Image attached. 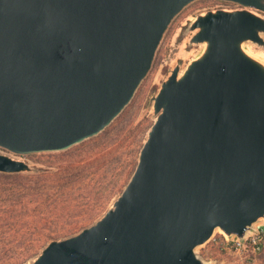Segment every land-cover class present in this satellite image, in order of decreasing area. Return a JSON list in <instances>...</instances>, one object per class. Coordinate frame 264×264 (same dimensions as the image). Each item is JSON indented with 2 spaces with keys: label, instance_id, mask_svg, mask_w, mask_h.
Instances as JSON below:
<instances>
[{
  "label": "water",
  "instance_id": "obj_1",
  "mask_svg": "<svg viewBox=\"0 0 264 264\" xmlns=\"http://www.w3.org/2000/svg\"><path fill=\"white\" fill-rule=\"evenodd\" d=\"M197 0H0V174L13 155L65 152L103 132ZM199 14L201 54L149 104L155 124L124 192L94 225L29 264H204L217 230L243 239L264 219V0Z\"/></svg>",
  "mask_w": 264,
  "mask_h": 264
},
{
  "label": "rangeland",
  "instance_id": "obj_2",
  "mask_svg": "<svg viewBox=\"0 0 264 264\" xmlns=\"http://www.w3.org/2000/svg\"><path fill=\"white\" fill-rule=\"evenodd\" d=\"M239 8L242 7L221 0H197L176 17L160 44L152 70L138 88L130 104L99 135L87 139L68 150L70 154L96 153L95 157L92 158L93 162L89 172L93 173V178L96 181L98 180L102 183V191H94L91 195H88L90 198H80L77 201L70 202V209L76 207L75 213L79 210L88 211L93 203H96L95 201L101 197V194L106 193L111 187L112 201L107 211L112 207L130 182L137 168L140 152L148 138V133L156 122L153 117V106L149 104L150 98L159 92L162 83L177 65H181L183 72L187 65L196 59L203 50L202 46L189 45L194 33H187L188 26L197 15L207 11L218 9L235 10ZM246 49L253 56L264 59V49L253 44H248ZM0 153L7 154L2 149H0ZM61 153L64 152L52 154L59 155ZM10 155L15 159L26 161L37 172L46 169L47 158L45 156ZM105 213L100 214L90 221L88 225L80 228V232L94 225ZM217 234H219V231H216ZM204 246L199 247L197 252L202 251ZM16 251L20 252L22 248L17 247ZM16 257L17 253L15 252L9 256L10 261L13 262ZM34 259H30L24 264L32 263ZM3 262H5V259L0 260V264H5Z\"/></svg>",
  "mask_w": 264,
  "mask_h": 264
},
{
  "label": "trees",
  "instance_id": "obj_3",
  "mask_svg": "<svg viewBox=\"0 0 264 264\" xmlns=\"http://www.w3.org/2000/svg\"><path fill=\"white\" fill-rule=\"evenodd\" d=\"M92 153L41 155L46 169L36 174H0V260L5 264H24L36 258L52 240H61L80 232L95 217L107 211L112 187L93 203L88 211L70 202L90 198L102 191V183L89 172ZM99 195V193H98ZM78 208V206H77ZM22 251L17 252L16 248ZM17 253L13 262L9 256ZM222 254L221 249L214 256Z\"/></svg>",
  "mask_w": 264,
  "mask_h": 264
},
{
  "label": "built area",
  "instance_id": "obj_4",
  "mask_svg": "<svg viewBox=\"0 0 264 264\" xmlns=\"http://www.w3.org/2000/svg\"><path fill=\"white\" fill-rule=\"evenodd\" d=\"M203 248L197 253L204 264H264V219L243 239L228 238L219 231ZM217 248L222 254L214 256Z\"/></svg>",
  "mask_w": 264,
  "mask_h": 264
},
{
  "label": "bare ground",
  "instance_id": "obj_5",
  "mask_svg": "<svg viewBox=\"0 0 264 264\" xmlns=\"http://www.w3.org/2000/svg\"><path fill=\"white\" fill-rule=\"evenodd\" d=\"M217 231H220V230H217Z\"/></svg>",
  "mask_w": 264,
  "mask_h": 264
}]
</instances>
